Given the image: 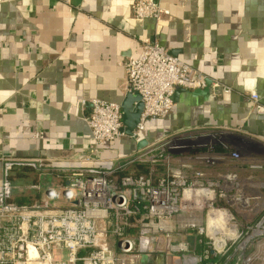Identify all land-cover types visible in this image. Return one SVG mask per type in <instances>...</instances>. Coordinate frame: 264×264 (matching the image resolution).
Segmentation results:
<instances>
[{"label":"crops","instance_id":"crops-1","mask_svg":"<svg viewBox=\"0 0 264 264\" xmlns=\"http://www.w3.org/2000/svg\"><path fill=\"white\" fill-rule=\"evenodd\" d=\"M133 2L0 3V184L4 158L18 159L7 175L14 185L13 201L30 203L43 197V190L33 185L59 181L40 176L39 167L45 168L49 160L68 167L77 151L89 147L86 118L91 99L124 104L135 112L139 101L128 90L124 63L136 58L147 40H156L230 92L176 89L166 115L145 119L135 139L126 134L100 147L91 171L99 173L173 133L187 131L220 133L252 151L254 158L264 159V0H161L170 15L159 23L133 19ZM253 92L258 102L250 97ZM238 164V171L253 172L254 180H248H256L261 169ZM196 238L192 233L159 238L155 251L144 253L140 264H199L202 246ZM172 242L185 243L187 251H169ZM202 255L204 264H213L212 255Z\"/></svg>","mask_w":264,"mask_h":264},{"label":"built area","instance_id":"built-area-1","mask_svg":"<svg viewBox=\"0 0 264 264\" xmlns=\"http://www.w3.org/2000/svg\"><path fill=\"white\" fill-rule=\"evenodd\" d=\"M131 15L136 21L150 18L159 23L170 12L161 0H134ZM124 68L128 90L138 95L142 104L139 121L129 134L134 139L143 131L145 119L169 112L177 88L206 89L213 95L230 92L228 86L169 54L156 40L144 41L139 55L128 59ZM250 97L259 100L254 92ZM90 104L86 121L91 144L77 151L68 167L50 160L45 168L39 167L40 176H55L59 181L47 187L42 182L33 185L35 190H43V197L30 203L13 201L14 185L7 175L18 159L4 158L0 264H140L144 253L155 251L153 245L159 238L173 239L186 233L199 237L207 254L214 257L221 253L231 239L228 233L237 228L219 202L229 197L238 182L231 173L212 179L202 170L175 164L180 155L191 154L211 168L218 161L215 154L239 155L231 154L222 139L215 140L217 152L211 151L210 131H189L196 135L173 133L93 173L91 169L99 161L98 149L126 134L120 105L98 98ZM256 107L261 111L260 103ZM180 139L188 146L177 143ZM30 161L40 164L42 159ZM138 163H147L148 171H127ZM234 194L244 202L241 192ZM256 229L260 232L261 222ZM168 250L186 252L187 245L172 242Z\"/></svg>","mask_w":264,"mask_h":264},{"label":"rangeland","instance_id":"rangeland-1","mask_svg":"<svg viewBox=\"0 0 264 264\" xmlns=\"http://www.w3.org/2000/svg\"><path fill=\"white\" fill-rule=\"evenodd\" d=\"M193 135L196 134H193V132L189 133V131L181 132V136L193 137ZM209 136L211 137V151L214 149L213 152H217L215 143L217 139H222L224 143L228 142L226 145L229 151H231V154L237 153L239 156L233 158L227 154H220L219 156L215 154V160L218 159V161L215 165H213V167L209 168L203 162L195 159V157H192L191 154L185 156L180 155L178 160L179 163H176L175 165L176 167L180 165V167L183 168L190 167L191 169L202 170L212 179H216L223 173H231L234 175V181L239 184L237 188H234V190L230 189L229 197L219 202V205H223L229 211L230 219L232 220V223H234L233 226L238 230L237 236L231 237L226 248L221 253L212 257L210 261L213 264H264V159L258 160V158H254L255 156L251 155L252 151L242 149L236 144L237 142H230L229 139L231 137H228L225 140L222 134L217 132H212ZM232 138L237 141L234 137ZM186 142L187 141L180 139V142L177 143L188 146ZM242 161L247 162L250 166L249 169H251V166L256 167L254 164L262 163L260 164V168H258L261 169L260 173H258V175L255 174V181L248 180H254V178H252L253 172L237 170L236 165ZM258 161L260 163H258ZM139 167L142 166L134 164L129 167L127 171L142 172ZM237 191L243 194L244 202L241 201L242 199L239 201V197L235 198L233 196ZM252 197H259V200H253L251 199ZM255 209L259 210L258 213L253 211ZM259 222H261L262 229H259L260 232L256 233V224ZM196 243H198V245L200 243L202 246V249H200L201 260H199V264H204L206 260L203 258L202 254L203 251L206 252L207 249L204 248L201 240H199V237L196 238Z\"/></svg>","mask_w":264,"mask_h":264},{"label":"water","instance_id":"water-1","mask_svg":"<svg viewBox=\"0 0 264 264\" xmlns=\"http://www.w3.org/2000/svg\"><path fill=\"white\" fill-rule=\"evenodd\" d=\"M203 90L206 91V89H203ZM133 98H134L135 101H139L138 105L136 106L137 109L135 110V112L131 109V107H129L127 105H124L123 104L121 106L122 122H123L125 134H130L131 131L135 128L134 127V124H137L138 123L139 116H140V113L142 111V109L139 110L140 107L142 108V104H141V102L139 100V96L136 95ZM136 116H138V118Z\"/></svg>","mask_w":264,"mask_h":264},{"label":"trees","instance_id":"trees-1","mask_svg":"<svg viewBox=\"0 0 264 264\" xmlns=\"http://www.w3.org/2000/svg\"><path fill=\"white\" fill-rule=\"evenodd\" d=\"M136 165H141L142 167H139L142 172H147L148 171V164L147 163H138ZM8 179L10 178L9 176L7 177ZM17 203L21 204L23 201H17Z\"/></svg>","mask_w":264,"mask_h":264},{"label":"bare ground","instance_id":"bare-ground-1","mask_svg":"<svg viewBox=\"0 0 264 264\" xmlns=\"http://www.w3.org/2000/svg\"><path fill=\"white\" fill-rule=\"evenodd\" d=\"M255 232L257 233L258 231H255ZM236 234H237V230L230 231L228 233V237H234Z\"/></svg>","mask_w":264,"mask_h":264}]
</instances>
